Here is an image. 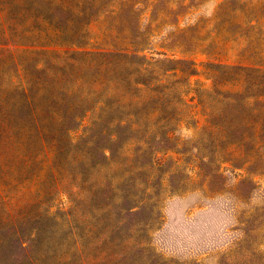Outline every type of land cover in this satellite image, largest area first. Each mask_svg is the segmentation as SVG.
Returning a JSON list of instances; mask_svg holds the SVG:
<instances>
[{
  "label": "rangeland",
  "instance_id": "374dc122",
  "mask_svg": "<svg viewBox=\"0 0 264 264\" xmlns=\"http://www.w3.org/2000/svg\"><path fill=\"white\" fill-rule=\"evenodd\" d=\"M35 4L34 15L56 17L66 38L81 33L82 48L66 39L71 48L33 62L28 54L6 52L16 47L2 46L0 39V90L9 92L10 108L19 109L24 81L16 79L13 54L26 64L33 93L41 91L37 104L45 116L53 92L64 90L83 113L67 133L51 127L50 134L64 136L60 144L71 159L57 160L54 177L36 180L28 190L5 185L22 164L11 157L13 148L0 145L2 239L10 243L20 233L28 240L35 233L38 243L30 253L49 251L45 264H264V161L258 174L208 153L221 142L217 127L224 118L240 126L244 105L254 114L264 106L244 94L245 86L251 90L264 79V0ZM36 64L44 68L40 74ZM217 65L262 71L223 77ZM215 79L238 83L241 93L219 86L220 92H212ZM16 113L23 132L26 110ZM105 147L114 151V163L99 170L92 155ZM21 151L43 154L44 146L32 140ZM200 154L208 160L201 162ZM52 165L38 158L28 178ZM134 204L142 205L129 212ZM3 256L0 249V264H6Z\"/></svg>",
  "mask_w": 264,
  "mask_h": 264
},
{
  "label": "trees",
  "instance_id": "16d2710c",
  "mask_svg": "<svg viewBox=\"0 0 264 264\" xmlns=\"http://www.w3.org/2000/svg\"><path fill=\"white\" fill-rule=\"evenodd\" d=\"M35 0H0V35L2 46H14L15 49L6 48V52H21V54H28L35 62L37 56L45 57L49 54L58 53L54 51L57 48H71L66 45V39H71L72 48L81 49V42L79 40L83 39L81 33L74 34L72 38H66V34L63 30L57 26L56 17L48 16H36L34 15L35 10ZM43 41V42H42ZM62 41V42H59ZM65 41V42H63ZM24 47L25 49H20ZM65 54H69V51H66ZM71 54L77 56L88 55V52H79L74 51ZM102 55H107L114 58L116 55L121 56L120 53H102ZM129 54H122V56H128ZM9 58L12 60V63L16 65V79L19 83L24 81V85H29L27 88L23 85L22 99L19 102V109L26 110V123L23 127V132H19V129L16 126V121L18 120L17 110L10 108L12 106L11 99L9 97L8 91L0 90V145H4L8 148H13L14 154L12 158L19 161L22 165L16 168V174H11L8 178L6 176L5 185L7 186H17L24 187L29 189V187L36 180H42L44 178L51 179L54 177L53 166L56 164L57 160L65 159L70 160L71 156L67 155L66 149L67 145H62L60 142L64 139V136L58 139L56 136L50 134L51 127L54 126L57 128L58 133H67L71 130L77 120L82 116L83 109L81 110L77 105L71 104L69 101V93L67 91L62 92H53L49 100V115L48 117L42 112L41 108L38 106L37 101L40 100V90L37 93H33L35 87H30L28 79L26 78V64L20 62V60L15 59L14 55H9ZM43 61V62H42ZM45 60H41L42 67L45 66ZM78 62V60H75ZM169 63L174 64H183L190 63V66L194 64L192 62L186 61H172L169 60ZM23 63V64H22ZM36 64L34 71L35 73L40 74L44 68ZM182 70H180L181 72ZM192 70L190 74L194 73ZM215 71L223 77L228 74L230 71L239 72L240 75L249 74V72H261L262 70H255L253 68L245 66H223L217 65ZM264 74V71H262ZM263 78V77H262ZM27 79V81L25 80ZM141 85L146 88L147 85L141 83ZM219 88H230V90L238 89L236 94L241 93L239 84H234V82L224 81L218 82L214 81L212 92H220ZM241 89H244V86H241ZM244 91V90H243ZM249 91V92H248ZM253 91V92H250ZM250 96L246 98L263 100L264 101V79L254 84L252 89L245 86V93ZM246 94V95H247ZM42 96V95H41ZM82 100V97H79ZM258 113L254 114L255 110L249 108V106H243V115L245 118L240 126L233 127L231 121L224 118L222 125L217 127V133L221 138V142L218 145L214 146V143L211 145V156H214L213 159H223L226 162H230L236 168L245 169L249 172H254L260 174L261 165L263 167L264 161V106L257 109ZM207 124H212V117L209 116L207 119ZM121 124V123H120ZM133 123H130V126ZM121 126V125H120ZM235 126V125H234ZM206 131L208 127L205 128ZM241 132L239 137L236 138L238 132ZM20 133V134H19ZM118 138V134H110V139L114 141ZM166 140L169 138L164 135ZM34 140L39 144L44 146L43 154H27L22 153L21 148L23 145ZM106 150L109 151V155L106 154ZM204 150H207V147H204ZM141 154L144 156L147 155V150H140ZM139 153H134V156L137 158L140 155ZM158 152V150L154 151ZM100 153V158L97 157V154ZM199 155L201 162H204L203 159L208 160V156ZM66 158H63L65 157ZM62 157V158H61ZM42 162H53L51 167L46 168L44 174L37 172L38 175L34 178H28V168L30 164H34L37 160ZM92 158L96 160L94 162V167L100 168L102 165L108 167L107 163H114V151L109 147L102 148L98 150L96 154L92 155ZM103 159V162L99 161ZM28 160V161H26ZM131 160V159H129ZM128 160V161H129ZM28 165V166H25ZM53 175V176H52ZM76 179V178H75ZM82 181L88 180L85 176H81ZM47 193V192H45ZM132 206L129 208V212H133L139 206ZM14 239L12 242L8 243L4 241L0 233V249L3 250L4 256L3 261L6 264H45L44 261L48 260L50 252L47 251L46 254L41 253L38 257H33L30 253V249L34 247V244H37L36 234L33 233L28 240L20 237V233L13 234ZM8 243V247H6ZM19 250L21 254L16 255V250Z\"/></svg>",
  "mask_w": 264,
  "mask_h": 264
}]
</instances>
